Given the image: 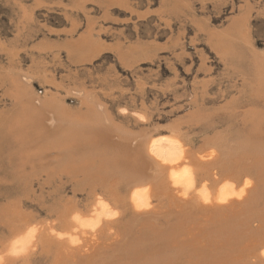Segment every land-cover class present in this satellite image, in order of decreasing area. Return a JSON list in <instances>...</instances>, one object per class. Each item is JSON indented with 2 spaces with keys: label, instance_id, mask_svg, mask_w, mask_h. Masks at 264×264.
Here are the masks:
<instances>
[{
  "label": "rangeland",
  "instance_id": "obj_1",
  "mask_svg": "<svg viewBox=\"0 0 264 264\" xmlns=\"http://www.w3.org/2000/svg\"><path fill=\"white\" fill-rule=\"evenodd\" d=\"M240 12L245 14L241 29L244 40L225 37L223 45L231 52L222 55L212 46L210 36L229 29ZM86 30L92 43L89 48L72 46ZM243 45L264 49V0H0V114L12 110L6 96L7 75L29 73L31 81L27 82L34 92L40 96L56 93L71 109L79 108L85 93L81 92L86 91L126 126L140 123L158 127L177 120L186 151L194 153L204 139L210 140L218 132L232 138L239 114L248 108L245 84L252 81V75ZM229 110L232 116L226 113ZM137 113L145 118L139 119ZM195 114L201 117L195 118ZM6 139L0 130V244L4 250L12 241V215L19 220L32 219L38 232L48 225L61 231L68 218L66 211L71 208L88 214L97 195L118 213L115 223L96 228L98 234L93 238L104 240L99 234L106 231L114 236L122 233L129 207L122 180L112 177L115 181L111 182L108 175L68 173L65 169L53 171V178L45 172L20 177ZM230 177L236 183L240 179L238 173ZM167 201L163 194L154 193L148 209L151 213L143 214L156 217L151 221L156 229L169 217L165 216ZM206 219V215L193 212L190 219L179 223L183 231L178 240L189 237L185 231L204 233L210 228ZM132 225V231L138 233L141 225ZM91 239L90 234L82 235L77 244L88 246L94 242ZM41 248L8 251L10 261L2 260L1 264L28 260L30 264H59L63 259L55 260L54 246ZM196 262L191 253L178 255V264ZM244 264L262 263L252 258Z\"/></svg>",
  "mask_w": 264,
  "mask_h": 264
},
{
  "label": "bare ground",
  "instance_id": "obj_2",
  "mask_svg": "<svg viewBox=\"0 0 264 264\" xmlns=\"http://www.w3.org/2000/svg\"><path fill=\"white\" fill-rule=\"evenodd\" d=\"M242 16L245 18L240 12L229 29L210 36L212 46L222 55L231 52L229 46L223 45L225 37L234 36L240 42L244 40ZM86 31L80 42L72 46L78 45V49L86 45L89 48L88 44L92 43L88 38L89 30ZM243 46L249 55L248 63H245L252 75V81L245 84L248 85L245 95L248 108L239 114V126L232 138L218 132L208 140L210 137L206 135L208 139L202 141L198 154L186 151V144L178 135L177 120L166 124V133L156 132L157 127H153V131L140 129L135 132L115 122L99 99L96 101L92 97H95L93 94L81 90V95L85 92L79 99L81 105L78 109H71L56 93L45 92L40 96L34 92L31 82H27L31 78L27 76L29 73L8 74L6 96L12 110L0 114V130L10 143L15 171L20 177L45 172L53 178L56 173L53 171L65 169L68 173L102 174L111 176V182L115 177L125 182L124 177L129 178L127 172L131 167L128 161L111 155L103 158L94 147L90 155H76L79 154L76 148L89 146L88 139L95 135L90 134L94 129L90 130V136L86 134L88 124L95 129L106 124L111 129V141L126 135L131 145L139 143L143 153L156 161L157 170L146 168L138 179L132 180L128 191L125 189L129 207L125 209L128 216L122 225V233L114 236L106 231L108 235L105 232V237L99 234L104 240L93 238L98 234L96 228L115 223L113 218L118 213L100 195L95 197L86 215L68 209V218L61 231L48 225L47 229L38 232L32 226V219L19 220L12 215L9 218V221L15 219L14 229L10 231L12 241L6 250L0 244V264L2 260L10 261L6 256L8 251L18 252L40 245L42 251L47 245L54 246L55 260L63 258L59 264H178L179 253H191L192 261L197 259L195 264H244L252 258L264 264V49ZM230 112L226 113L232 116ZM136 115L141 120L145 118L141 113ZM195 116L201 117L199 114ZM157 172L159 180L150 188L151 180L147 177L157 176ZM235 172L240 175L237 183L230 177ZM154 193L163 194L169 205L168 213L165 211L168 215L164 214L169 217L158 229L154 222L151 223L157 220L155 216L146 218L143 215L151 213L148 209ZM193 212L206 215L207 225L212 228L198 235L185 231L189 237L180 242L178 236L183 229L179 223L190 219ZM133 222L141 225L138 233L132 231ZM253 222H256L254 226ZM85 234H90L94 242L88 246L87 243L77 244ZM24 264H30V260Z\"/></svg>",
  "mask_w": 264,
  "mask_h": 264
},
{
  "label": "water",
  "instance_id": "obj_3",
  "mask_svg": "<svg viewBox=\"0 0 264 264\" xmlns=\"http://www.w3.org/2000/svg\"><path fill=\"white\" fill-rule=\"evenodd\" d=\"M33 89V85H32ZM34 90V89H33ZM65 104H67L65 102ZM107 111V110H106ZM111 115V114H110ZM112 116V115H111ZM115 122H118L116 118L112 117ZM120 123V122H118ZM122 124V123H120ZM165 124H161L160 126H151V125H146V124H136L134 127L126 126L129 130H133L135 132L139 131L140 129H146L148 131H153V127H157L158 133H166L165 128L163 127ZM106 125V124H105ZM104 124H100L101 127L98 126V128H93L92 125L88 124L87 128L85 129L86 134L90 133V130L94 129L93 132L90 134H95L93 135L92 138L88 139V143L84 148H76L77 152L79 154H76L77 156H82V155H90L93 152H91L92 147H94L98 153H100L103 158L111 155V157H115L116 159H124L125 161H128L131 164L130 171L127 172L129 178H125L126 181L123 182L125 184V189L128 191L130 183H132V180L138 179L142 172H145V169L148 167H151L153 170H157V163L156 161L151 158L150 156H147L145 153H143L141 146L138 144L131 145L129 143L130 138L126 135L118 136V138L114 141L110 140V133L111 129L108 126H105ZM180 125V124H179ZM163 129V130H162ZM89 134V136H90ZM87 136V135H86ZM109 144V146H108ZM100 146H105V148H101ZM79 150H83L80 151ZM95 153V152H94ZM159 173L157 172V176L155 175H150L147 178H149L150 183L149 186L150 188L153 187L152 185L154 182L158 181L160 176H158ZM127 177V176H126Z\"/></svg>",
  "mask_w": 264,
  "mask_h": 264
},
{
  "label": "crops",
  "instance_id": "obj_4",
  "mask_svg": "<svg viewBox=\"0 0 264 264\" xmlns=\"http://www.w3.org/2000/svg\"><path fill=\"white\" fill-rule=\"evenodd\" d=\"M172 120H174V119H172ZM172 120H170V121H172ZM170 121H169V122H170ZM167 123H168V122H167Z\"/></svg>",
  "mask_w": 264,
  "mask_h": 264
}]
</instances>
